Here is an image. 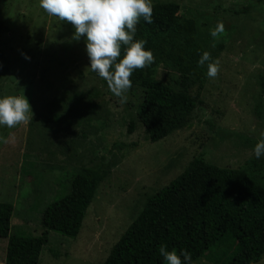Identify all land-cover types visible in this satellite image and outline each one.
I'll use <instances>...</instances> for the list:
<instances>
[{
	"label": "rangeland",
	"instance_id": "374dc122",
	"mask_svg": "<svg viewBox=\"0 0 264 264\" xmlns=\"http://www.w3.org/2000/svg\"><path fill=\"white\" fill-rule=\"evenodd\" d=\"M156 3L177 4L195 33L174 40V59L158 61L153 78L181 91L188 76L197 106L186 128L149 143L137 119L140 86H132L121 104L88 69L85 40L72 39L70 23L50 16L39 0H0L6 27L0 36V98L24 94L33 113L12 129L0 127V137L9 140L0 142V202L13 206L11 234H42V212L68 192L70 174L93 167L106 172L77 237L50 231L39 264H102L146 199L198 154L264 188V155L257 159L253 152L264 132V108L261 118L253 114L264 75V0H151ZM219 22L225 33L213 38ZM205 51L219 60L215 79L207 77L212 61L198 65ZM6 242L0 239V264ZM193 264L215 263L205 256ZM257 264H264V256Z\"/></svg>",
	"mask_w": 264,
	"mask_h": 264
},
{
	"label": "trees",
	"instance_id": "16d2710c",
	"mask_svg": "<svg viewBox=\"0 0 264 264\" xmlns=\"http://www.w3.org/2000/svg\"><path fill=\"white\" fill-rule=\"evenodd\" d=\"M152 6V23L141 18L133 42L146 41L144 50L153 53L155 62L135 70L130 80L132 86L144 90L137 119L148 142L156 143L173 131L186 128L197 106L196 99L188 94L192 82L188 76L180 81L181 91L153 78L158 61L174 59V40L192 36L195 26L179 16L177 4ZM5 31L0 21V36ZM125 47L121 46L118 60L123 58ZM258 84L260 93L253 114L259 119L264 108V75H259ZM127 127L128 134H132L134 122L130 120ZM105 177L101 167L70 174L68 192L42 212L40 236L11 234L13 206L0 202V239L7 240L5 264H39L50 231L76 238ZM161 245H166L168 251L175 250L177 255L186 250L192 264L205 256L215 264L259 263L264 256V188L244 172L218 168L198 154L179 176L146 199L142 211L111 247L102 264H165L159 254ZM221 246L225 249L219 255H209Z\"/></svg>",
	"mask_w": 264,
	"mask_h": 264
},
{
	"label": "clouds",
	"instance_id": "9594fccd",
	"mask_svg": "<svg viewBox=\"0 0 264 264\" xmlns=\"http://www.w3.org/2000/svg\"><path fill=\"white\" fill-rule=\"evenodd\" d=\"M39 6L59 21L70 23L74 29L72 39L84 38L90 61L88 69L107 82L109 91L121 104L127 103L133 72L155 62L153 53L144 50L146 41L133 42L140 19L152 23L151 0H39ZM224 33L225 26L219 22L211 36L218 38ZM122 45L126 46L124 55L118 60ZM209 61H212L211 55L205 51L198 65L204 66ZM219 71V60L207 63L208 78L215 79ZM29 113L32 118L31 105L24 94L0 98V127L12 129L27 122ZM0 142L7 144L9 140L0 137ZM253 152L257 159L264 155V132ZM159 254L165 264H192L191 254L186 250L177 255L175 250L168 251L166 245H161Z\"/></svg>",
	"mask_w": 264,
	"mask_h": 264
}]
</instances>
